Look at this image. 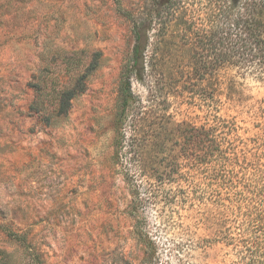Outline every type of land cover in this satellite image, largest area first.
Returning <instances> with one entry per match:
<instances>
[{"label": "rangeland", "instance_id": "374dc122", "mask_svg": "<svg viewBox=\"0 0 264 264\" xmlns=\"http://www.w3.org/2000/svg\"><path fill=\"white\" fill-rule=\"evenodd\" d=\"M173 1L0 0V249L8 264H222L221 244L206 240L200 221L212 187L189 124L216 113L221 99V113L250 127L244 121L264 85L237 78L242 96L229 101L217 95V73H190L207 52L203 63L216 66V51L231 48V38L219 42L224 16L231 35L247 33L252 19L264 35V0L235 8ZM142 16L152 21L151 44L140 78L129 76L134 103L123 114L132 20ZM91 64L83 91L59 113L55 91Z\"/></svg>", "mask_w": 264, "mask_h": 264}, {"label": "trees", "instance_id": "16d2710c", "mask_svg": "<svg viewBox=\"0 0 264 264\" xmlns=\"http://www.w3.org/2000/svg\"><path fill=\"white\" fill-rule=\"evenodd\" d=\"M165 1L175 4L173 0ZM231 1L234 8L239 6L240 1ZM228 8L231 13V5ZM223 9L227 8L221 5V11ZM226 16L219 25V42L231 38V48L222 47L216 51L220 61L216 66L203 63L210 54L207 52L198 66L193 65L190 74L200 72L210 78L212 73H217V95L230 101L235 95L238 99L242 96L237 78L252 75L264 85V35L258 30L255 19L251 20L247 33L236 30L231 35L228 31L231 23ZM232 20L237 26V18L232 17ZM151 23V19L144 16L132 20L134 44L119 90L123 114L134 103L129 76L140 78L144 70V53L151 44L148 34ZM97 55L95 53V58ZM93 68L91 64L68 86L55 91L59 113L65 112L71 98L83 91L82 79ZM219 102L216 113L208 110L200 125L195 121L189 124V140L201 144L205 183L212 187L205 198L210 205L205 204L200 213V221L208 224L206 229H209L204 239L221 244L226 255L222 264H264V97L255 99L250 107L248 121H244L250 122V127L240 125L235 116L221 113L227 108V101L220 99ZM8 262V254L0 249V264Z\"/></svg>", "mask_w": 264, "mask_h": 264}]
</instances>
